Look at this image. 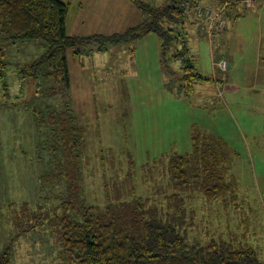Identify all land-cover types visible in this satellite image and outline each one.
<instances>
[{"label":"rangeland","instance_id":"rangeland-1","mask_svg":"<svg viewBox=\"0 0 264 264\" xmlns=\"http://www.w3.org/2000/svg\"><path fill=\"white\" fill-rule=\"evenodd\" d=\"M62 1L71 6L69 35L109 37L147 19L136 1L161 7L169 0ZM179 2L191 18L180 26L183 37L170 48L157 34H149L108 46L106 53H97L99 41L68 50L64 57L71 88L60 81L61 75H54V83L47 75L61 53L41 71L30 72L47 45L1 41L10 90L4 91L0 81V249L12 240L15 264H59L53 259L56 238L49 230L37 227L16 238L20 233L14 218L22 215L24 203L37 211V200L45 197L42 174L60 181V168L53 164L64 159H58L60 152L43 149L37 118L49 120L48 112L66 110L69 104L86 142L82 172L94 204L103 203L105 190L125 200L136 187L142 197L162 190L147 197L166 209L167 195L174 192L163 172L170 159L193 153L198 142L226 143L233 152L229 178L238 183L237 201L230 198L226 205L223 200L209 203L197 192L181 195L195 212L189 238L252 247L264 261V1L244 15L228 9L226 30L213 39L202 34L206 23L198 7L191 9L189 0ZM201 3L218 6L210 0ZM185 48L200 75L190 83L184 79L188 72L182 59H174ZM222 60L229 63L228 70L218 66Z\"/></svg>","mask_w":264,"mask_h":264},{"label":"trees","instance_id":"trees-1","mask_svg":"<svg viewBox=\"0 0 264 264\" xmlns=\"http://www.w3.org/2000/svg\"><path fill=\"white\" fill-rule=\"evenodd\" d=\"M201 1L189 0L187 4L191 9L206 7ZM210 1L218 4L214 8L229 3L223 16L228 9L239 8L244 12L253 8L243 0ZM135 4L143 13L146 11L148 17L143 23L109 37H79L67 32L69 3L62 0H0V44L3 39L42 41L48 51L29 66L30 72L41 71L61 53L63 57L56 69L47 75H52V83L55 82L54 75H61L60 81L71 88L69 67L64 57L68 50L99 41L97 53H106L108 46L133 43L149 34H157L163 39V46L170 48L183 37L179 28L191 17L179 0H169L161 7L141 1ZM79 53L76 50L75 54ZM3 55L0 57V81L7 92L10 85L4 73ZM175 58L182 59L183 70L188 72L184 79L189 83L200 76L194 72L188 49L179 52ZM27 72L23 73L24 79ZM70 107L69 104L66 110L48 112L49 120L37 118L38 125L43 127L40 129L46 145L43 149L49 150L50 154L60 152L62 155L58 159L64 160L52 163L60 168L59 182L51 181L52 174L41 175L40 189L42 195L45 190V197L37 200V211H31L30 203H24L22 215L14 218L15 228L20 233L16 238L35 232L37 227L49 230L56 238L57 250L53 259L59 264H264L259 252L252 247L237 246L223 239L203 244L189 238V230L195 225V212L188 210L186 199L181 195L197 192L209 203L223 200L226 205L231 199L237 201L238 183L229 178L233 152L226 143L198 142L193 153L170 159L163 172L174 192L167 195L166 209L147 197L154 193L152 190L142 197L137 194L136 187L128 191L130 195L123 192L122 196L129 195L125 200L114 199L112 190L106 192L104 189L103 203L94 204L90 201L82 172L87 146L76 113ZM129 162L132 164L131 160ZM160 193L162 190L153 195ZM13 244L11 240L0 249V264H15Z\"/></svg>","mask_w":264,"mask_h":264},{"label":"built area","instance_id":"built-area-1","mask_svg":"<svg viewBox=\"0 0 264 264\" xmlns=\"http://www.w3.org/2000/svg\"><path fill=\"white\" fill-rule=\"evenodd\" d=\"M243 1L246 2L249 7H256L258 4L257 0ZM228 4L229 3L224 4L221 8L198 7V13L204 18V22L206 23V27L203 29L204 34L209 39H213L216 35L226 30L227 21L223 14L228 8ZM219 64V67L223 68L224 70H228L229 63L226 60L220 61Z\"/></svg>","mask_w":264,"mask_h":264},{"label":"crops","instance_id":"crops-1","mask_svg":"<svg viewBox=\"0 0 264 264\" xmlns=\"http://www.w3.org/2000/svg\"><path fill=\"white\" fill-rule=\"evenodd\" d=\"M258 1V4H257V6L258 7H260V4H261V1L263 2L264 0H257ZM216 4V3H215ZM256 6V7H257ZM253 8H255V7H253ZM234 10V13H237V16L240 14V15H244V12L246 13L248 10H245L244 12L242 11V10H240L239 8H237V9H233ZM68 21V20H67ZM133 26H135V25H133ZM261 61H263L262 60V58H260V62Z\"/></svg>","mask_w":264,"mask_h":264}]
</instances>
